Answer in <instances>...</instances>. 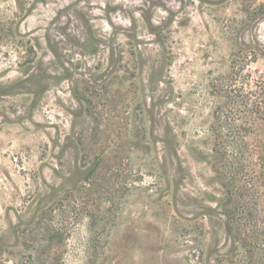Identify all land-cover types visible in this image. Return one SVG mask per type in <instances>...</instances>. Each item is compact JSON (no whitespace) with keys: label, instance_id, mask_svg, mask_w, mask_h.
<instances>
[{"label":"rangeland","instance_id":"rangeland-1","mask_svg":"<svg viewBox=\"0 0 264 264\" xmlns=\"http://www.w3.org/2000/svg\"><path fill=\"white\" fill-rule=\"evenodd\" d=\"M0 264H264V0H0Z\"/></svg>","mask_w":264,"mask_h":264}]
</instances>
